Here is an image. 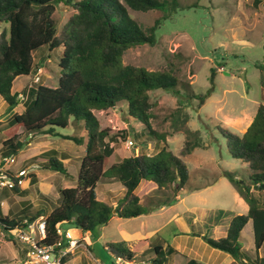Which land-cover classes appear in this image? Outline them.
<instances>
[{"label": "trees", "instance_id": "obj_1", "mask_svg": "<svg viewBox=\"0 0 264 264\" xmlns=\"http://www.w3.org/2000/svg\"><path fill=\"white\" fill-rule=\"evenodd\" d=\"M261 3L263 0H254ZM63 2L75 12L58 34L54 17L56 3ZM175 10L177 0H0V23H6L0 33V95L10 107L21 101L19 94L13 92V83L19 76L36 73L41 66L35 62V51L46 45L53 50L63 46L64 53L59 60L61 72L57 86L39 83L30 87L25 108L14 113L12 122L22 125L28 134H50L63 139L86 145V153L81 159L77 186L61 187L60 203L50 212L40 209L35 213H25L21 217L10 218L0 211V227L11 231L27 219L35 221L42 216L46 221L47 237L42 244H55L64 236L58 229L65 223H73L84 232L93 231L98 226L107 225L114 216L136 217L148 210L140 203L136 193L142 180L155 182L159 189H172L168 200L179 194L190 179L189 169L183 159L199 145L197 135L189 137L180 151L175 154L169 148L167 134L159 133L153 126L151 92L163 89L177 93L178 77L169 69L149 71L143 66L125 64L123 56L131 47L156 41V29L161 19L151 26H144L136 20L129 9L148 11L151 9ZM166 18V14L163 16ZM260 67L264 71V65ZM217 68L211 70L214 81ZM263 102H260L251 124L242 135L225 132L227 147L234 158L241 159L248 166V180L245 181L232 172L225 175L240 196L247 202V213L235 215L228 225L224 237L204 239L213 247L228 253L235 262H242L243 244L241 232L249 221L253 225L254 245L257 251L264 246V76L261 81ZM199 100V107L206 101L203 93L190 94ZM127 102L128 115L140 120L148 132L137 133L139 141L145 135L155 137L164 144L163 148L152 155L140 151L136 155L122 158L111 163L115 153L116 136L101 127L95 110L115 107ZM74 125L73 134H64L57 127L67 128ZM84 129L86 138L79 135ZM134 131L124 130L121 137L126 138ZM188 134H193L190 129ZM134 141L136 139L133 137ZM27 143V142H26ZM24 145L11 137L5 141L7 149L3 156L17 153ZM11 147V148H10ZM56 150L45 151L34 157L31 162L40 161L43 168L66 174L64 162L56 156ZM116 177L125 187L124 194L116 206L97 198L96 187L103 176ZM10 174V173H9ZM13 189L22 192L19 180ZM34 179L36 176H32ZM165 191V190H164ZM168 200L164 201L168 203ZM173 202V201H172ZM16 243V240L13 241ZM145 241H141V245ZM66 245V242L65 244ZM109 250L116 258L131 260L140 245L129 248L125 241L109 242ZM121 250V252H120ZM27 250H24V252ZM177 252L170 243L166 246L155 245L152 264H165L168 255ZM71 256L67 254L65 261ZM256 264H264V257H257ZM116 264V262H112ZM186 264H203L191 258Z\"/></svg>", "mask_w": 264, "mask_h": 264}, {"label": "rangeland", "instance_id": "obj_2", "mask_svg": "<svg viewBox=\"0 0 264 264\" xmlns=\"http://www.w3.org/2000/svg\"><path fill=\"white\" fill-rule=\"evenodd\" d=\"M177 1L179 7L175 10H172V7L164 11L129 9L131 15L144 26L153 25L158 18L161 19V24L156 29L155 43L129 48L123 56V62L143 66L149 71L171 69L178 77L177 93L163 89L151 92L152 100L156 102L152 123L159 133L167 134L169 148L177 155H180L185 141L197 135L196 141L199 145L190 154L183 156L190 179L179 191L182 198L180 201L174 199V196L168 200L169 193H173L172 189L157 191L154 182L142 183L139 189L143 202L141 205L148 212L139 218L114 217L107 225L98 226L86 233V237L80 231V236H84L86 243L90 245L89 255L104 264H112L115 261L114 254L107 247L109 242L123 241L124 234L139 232L145 234L152 231L165 225L175 213L182 214L185 221L196 216L200 221L196 225L190 222L188 225L190 231H204L216 237L222 236L217 230L214 231L215 221L220 225L229 224L232 215L246 213L243 203L238 200L237 189L225 172H232L238 178L247 181L249 169L245 162L230 154L225 132L242 135L253 121L259 103L263 102L261 81L264 71L260 65H264V0L261 3H255L254 0ZM74 12L75 10L67 4L56 3L54 17L57 21L58 34ZM165 14L166 18H163ZM5 26L6 23H0V33ZM63 53V46L50 50L44 45L35 51V62L42 67L41 72L39 70L36 72H39V83L58 85L62 69L59 60ZM212 68H217L213 82ZM34 77L35 72L22 76L14 82V91L23 92L22 89H25L26 94L30 84L35 86L39 84L33 82ZM192 93L205 94L207 96L205 103L199 107V100L190 97ZM24 107V101L10 107L0 95V155L3 154L1 147L5 139L11 137L20 139L24 142L23 147L26 140L32 142L28 149L25 146L13 154L16 162L9 165V173L12 171L19 174L23 165L28 167L29 171H35L40 178L37 184L40 194L35 198L36 189L30 190L27 199L34 210L38 203L36 199L43 198L39 203L42 204L44 211L49 212L59 205L61 199V194L55 187L77 186L81 159L74 158V162L65 164L66 174L38 168L35 165L29 166L28 162L24 164V159L38 151L41 145L68 151L73 157L76 151L83 149L84 153L85 147L60 136L46 135L45 140L36 141L37 136L33 139L29 138L26 132L19 134L22 125L12 122V117L13 112L20 113ZM127 111L126 101L112 108L95 110L101 127L116 136L112 143L115 145V153L111 157L112 164L140 151L154 155L164 146L163 142L154 136L146 140L145 135L138 141L137 133L142 131L147 133L148 130L140 120L128 115ZM131 128H134V131L130 132L128 137L122 138L121 132ZM188 129L193 131V134H188ZM57 130L64 134H73L75 127L74 125L67 128L57 127ZM133 137L136 141L131 146L129 141ZM107 176L110 177V173ZM106 180L103 178L97 189L101 198ZM165 200H168V204H174L164 210H160L159 207L150 208ZM245 204L247 205L246 202ZM33 210L31 212L29 210L28 213H32ZM178 224L172 223L163 234L171 244V237L167 233L185 227V222L179 221ZM223 225L219 229H222ZM61 230L62 232L70 230L76 238L75 230H78V227L73 223H65L62 224ZM241 235L243 253L249 260L248 264H256L258 251L255 245H252L254 234L251 221ZM14 240L16 239L12 234L3 232L0 228V264L17 263L20 258L25 257L23 255L17 259L11 257L13 245L9 241ZM184 240V237H180L177 243L188 245V249L193 248L192 243H186ZM22 246L23 243L16 240L15 247L20 249ZM218 252L222 254L220 259L225 256L232 259L227 253L220 250ZM262 253L264 254V247ZM89 255L86 245L81 242L72 252L69 258L72 261L68 264H102L91 259ZM119 260L121 261L118 262L123 264V259ZM169 261L170 264H174L171 257Z\"/></svg>", "mask_w": 264, "mask_h": 264}, {"label": "crops", "instance_id": "obj_3", "mask_svg": "<svg viewBox=\"0 0 264 264\" xmlns=\"http://www.w3.org/2000/svg\"><path fill=\"white\" fill-rule=\"evenodd\" d=\"M41 70H42V67H40L39 71L41 72ZM36 74L37 73H35V76H36ZM21 77L22 76L17 77L15 79V81H17ZM37 85L36 86L33 85V87H37ZM13 86H14V83H13ZM49 86H53V85H49ZM12 90H13V92H15L13 88H12ZM22 90H23V92L25 91V89H22ZM29 91H30V87H29V90L26 91V94H25V92L23 93L22 91H17V93L19 95L20 94H24L25 100H27ZM24 108H23V110H24ZM13 114H14V112H13ZM24 132H25V129L22 126V130L19 131V134L20 133H24ZM79 133H80V135H82V136H84L86 138V132H85L84 129H81V131H79ZM46 135H50V134H45V133H41V134L37 133V134H34V135L33 134H28V137L34 139L37 136L38 138L36 139V141H40V140H45L46 139ZM7 140L8 139H5L3 141V146L1 147L2 151L7 149L6 146H5V141H7ZM17 140L22 141L20 139H16V141ZM25 142H27L25 146H26V149H28L32 145V142H30L29 140H26ZM77 145L84 146L85 147V149H84L85 152L82 153L83 149L81 151L79 150V152L76 151V153L74 154V157L68 151H62L61 149H58L56 147L50 148L49 147L50 145H44V146L41 145V147H40V149L38 151H36L35 153L31 154L30 156H26V158L24 159V164H26L28 162L29 166L35 165L38 168L39 167L43 168V166H42L40 161H35V162H33V164H31L30 162L32 161V159L34 157H36L39 154H41V153H43L45 151H48V150H56L57 151V155L56 156L57 157L59 156L61 158V160L64 162V164H71L72 162H74V158L82 159V157L86 153V145H85V143L77 144ZM44 147H46V148H44ZM2 156L3 155L1 154L0 158ZM21 169L27 171V174L24 175V177H23L24 178L23 182L20 184L22 192H20V193L19 192H15L13 189H11L9 187H6V188H4V190L2 192V195L0 197V211H1V213L4 216L8 215L10 218H14V217L18 216L21 213H23V215H24L25 213H28L29 210H30V212L33 210V209H31V205L29 204L30 200L27 199V196H29V194H30L29 193L30 190L36 189L35 193L33 191L34 195H36L35 198L40 194V190H39V188H37V184L39 183V179H40L38 174L35 171H29V168L26 167L25 165H23V167ZM66 169H67V167H66ZM9 172H10V170H9ZM11 174L12 175H17V173L12 172V171H11ZM32 176H36V178L34 179V177H32ZM103 178H105L107 180L105 182V187H104L103 193H102L103 197L101 198L100 195L98 194V190L97 189H98V186L100 185V182H101V180ZM101 180L98 182V185L96 187L97 198L100 199L101 201H104V202L108 203V204L116 206L118 199L125 192V187L123 186V184L116 177L103 176L101 178ZM147 181H151V180H142L141 181L139 187L136 189V193L138 195H139V189H140L142 183H145ZM155 185L157 187V189H156L157 191H162V190H165V189L168 190L167 188L159 189V187H158V185L156 183H155ZM59 188H61V187H55L56 191H59ZM63 188H65V187H63ZM238 195H237L238 196V200L241 203H243L244 208L246 209V213H247V211L249 209V205L245 204L246 201L240 196L239 193H238ZM139 197H140V203H143L142 202V198H141L140 195H139ZM178 197H179V200H178ZM41 200H39V199L37 200L36 199V201H38V203H37L36 209H34L32 213H35L38 210L43 209L42 204L39 203V201H41ZM176 200L177 201L182 200V198L180 197L179 194L176 196ZM173 204H168V203L163 201V202H160V203H156L154 206H151L150 208L159 207L160 210H164V209H167V207L169 205H173ZM32 213H29V214H32ZM141 215H139V216H141ZM21 216L22 215H19L18 217H21ZM42 216H40V217H42ZM139 216H136V217H133V218H139ZM234 216L232 215L231 218H233ZM40 217H38V218H40ZM114 217H118V216H114ZM114 217H112V219ZM119 218H123V217H119ZM191 220H187L186 219V221H188V222H186L185 218H184V216L182 214L178 215V213H175V215H173L170 218V220L165 225H162L161 227H158V228H156V229H154L152 231H149V232H147L145 234H142L140 232L139 233L129 234V235L128 234H124L123 241H125L128 244L129 248L133 249L137 245H140V248L134 254V257L131 260H123V264H152L151 263V258L154 255L153 247L155 245H164V246H166L168 243H170V241H168V239L163 234H164V232L166 231V228L169 225H171L172 223L178 224L179 221L185 222V227H182V228L179 227V228H176V229L172 228L173 231H171V232L169 231V233H167L168 236L171 237L170 240H171L172 244L171 243L170 244L175 249H177V252L174 253V254L168 255L167 262L165 264H170V261H169L170 257L172 258L174 264H186L188 262V260L191 259V258H195V259L201 261L203 264H207V263H209V264H248L249 263V260H248V258L245 255L243 257L242 262H235V260L233 259V257L231 255L230 256L232 257V259L229 258V256H225V258L220 259L222 254L220 252H218L219 249L213 247L203 237L204 235H208V236L213 237V238H220V236L219 237H216L215 235L212 236V235H209L208 232L206 233L204 231H199V232L190 231L189 226H188L190 224V222L192 223V225H196L200 221L196 216L193 217ZM218 224L219 223L217 221H215L213 223L214 231L217 230L218 232H220L221 236L224 237L227 234V228H228V225L230 223L229 224L226 223L225 225H223V224H221V225L219 224L218 225ZM205 225L208 226V224H205ZM222 225H223V228L219 229L220 226H222ZM140 226H141V224H140ZM252 227H253V225H252ZM66 231L70 232V234L72 235V232L70 230H66ZM80 231H81V233L84 234V236L89 231L84 232L80 228H78V230H75L76 238H78V239L82 238L81 242L84 245H86L87 253L89 255L90 245L88 243H86V241L84 239V236H80V233H79ZM241 234H242V232H241ZM191 235L194 236V237H191ZM180 237H182V238L184 237V239H185L184 241L186 243H192L193 244V248L188 249V245L187 246L186 245H181L180 242L177 243L178 240H180ZM142 240H144L145 243L141 245L140 243H141ZM241 240H242V235H241ZM253 241H254V237H252V242ZM9 242H11V244L13 245V251L11 253V257L13 259H17V258H19L20 255H23L25 257L20 258L17 263L23 261L26 258V251L24 252V250H27V249H26L25 245L23 244V246L19 249V248L15 247L16 243H14L13 241H9ZM113 242H116V241H113ZM252 245H254V244H252ZM262 248L258 251L257 257H264V254L262 253ZM89 257H91V256L89 255ZM91 259H93V260H95V261H97L99 263L104 264L103 262L98 261L97 258L91 257ZM71 261L72 260L68 259L66 261V264L70 263ZM114 262H116V264H120L121 263V262H118L116 257H115V261ZM11 264H13V263H11Z\"/></svg>", "mask_w": 264, "mask_h": 264}, {"label": "built area", "instance_id": "obj_4", "mask_svg": "<svg viewBox=\"0 0 264 264\" xmlns=\"http://www.w3.org/2000/svg\"><path fill=\"white\" fill-rule=\"evenodd\" d=\"M38 73L34 77L33 82H39L40 76ZM31 86L33 84H30ZM19 98L24 101V94H20ZM129 143L131 146L134 145V139H131ZM14 162H16V158L13 154L0 158V195L4 188H13L15 186V180L9 174V165ZM26 174L27 171L22 170L15 176L19 178ZM22 182L23 180L20 179L19 183L21 184ZM2 231L12 234L14 239L22 242L27 249L26 258L19 263L13 264H66V255L72 253L81 244L80 239L73 237L68 231L62 232L61 228L58 229V232L64 236V240L61 239L51 245L40 243L42 239L47 237L46 221L43 216L35 221L25 219L21 225L16 226L13 230L5 231L2 229ZM65 242L66 245H64ZM117 259L121 261L119 259L122 258Z\"/></svg>", "mask_w": 264, "mask_h": 264}]
</instances>
